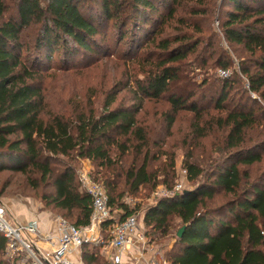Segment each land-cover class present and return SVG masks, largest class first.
<instances>
[{"label": "trees", "instance_id": "16d2710c", "mask_svg": "<svg viewBox=\"0 0 264 264\" xmlns=\"http://www.w3.org/2000/svg\"><path fill=\"white\" fill-rule=\"evenodd\" d=\"M225 1L233 9L225 10ZM94 4L100 12H95ZM14 10L0 22V169L20 170L29 179L33 169L43 182L52 179L51 202L74 220L68 221L81 227L90 222L92 197L71 165L60 169L51 162L59 156L87 159L100 167L93 176L105 186L111 207L122 210L120 218L137 212L123 201L124 196L137 193L158 177L149 170L151 131L138 120L140 106L112 108L114 94L98 114L81 108L51 112L37 77L39 70L23 55L32 49L24 42L23 31L33 24H38L33 48L46 49L49 59L58 48H69V40L74 43L72 50L94 52L107 21L119 29L128 27L118 37L128 35L131 49L139 51L149 42L156 48L144 57L143 63H149L144 76L134 79L135 98L166 96L171 106L165 115L168 127L180 110L192 111L197 123L205 124L195 125L198 135H205L213 124L204 118L206 108L201 103H213L223 113L217 123L223 132L220 150L227 155L215 160L206 173L189 151L183 160L188 180L195 183L207 178L186 194L175 191L150 206L145 222L161 236L171 232L174 217L186 226L176 242L178 251L169 256L170 264H264V187L243 182L239 167L231 163L235 157H241L244 164L262 159L264 0H15ZM5 12V0H0V15ZM213 19L220 23L224 38L242 46L248 56L239 59V70L232 74H210L197 80L191 75L196 69L228 72L233 64L227 52L214 48ZM166 27L177 30L176 34L162 36ZM189 57L192 61L185 62ZM243 77L246 82L237 87ZM130 151L134 160L128 164L125 157ZM136 155H142L140 162ZM167 171L162 169V174ZM216 188L232 199L211 207L208 201ZM6 243L0 233V264H6ZM85 253L86 264H100L95 252Z\"/></svg>", "mask_w": 264, "mask_h": 264}, {"label": "rangeland", "instance_id": "374dc122", "mask_svg": "<svg viewBox=\"0 0 264 264\" xmlns=\"http://www.w3.org/2000/svg\"><path fill=\"white\" fill-rule=\"evenodd\" d=\"M221 1L223 0H219L220 3ZM5 5L6 12L4 15H0V22L7 19L9 14L15 11V0H5ZM224 7L225 10L233 9V5L227 1H225ZM93 9L95 12L96 9L100 12L98 4H94ZM163 12H165V9H163ZM211 26L213 32H216L214 48L227 52L233 60V64L228 71L229 74H232L235 70H239V59L248 56V53L242 46L230 44L224 38L220 23L216 19L211 21ZM155 27H151V30ZM126 28L119 29L111 21H107L96 39L99 46L94 49V52H87L82 49L72 50L74 43L69 40L67 42L69 48H58L49 59V53L46 49L37 51L33 48L38 37V24H33L23 31L24 42L26 41L28 45H31L29 48H32L28 53L23 51V55H27L26 57L30 59L35 69L39 70V76L37 77L43 83V93L47 107L51 112L57 113L65 109L77 110L81 108L86 112L92 109L98 114L101 112L105 100L114 94L116 95V101L112 104V108L119 104L131 108L140 106L136 113L138 120L150 127L151 131L149 170L153 174H158V177L156 182L152 181L150 184L141 186L137 193H126L124 196L123 201L129 208L136 209L140 215V230L145 234L146 240V244L140 245L142 248L139 252L140 257L134 255L136 251L129 249L125 260L128 264H150L152 262L164 264V261H168V264H170V254L178 251L176 242L178 239L177 233L182 227L180 219L174 217L171 232L168 235L161 236L160 232L157 233L151 226L147 225L144 215L148 208L159 200L169 197L175 191L180 192L191 189L195 187L194 185L203 183L207 178L200 177L195 183L188 180L187 173L183 168V160L189 151L194 153L192 160L200 163L206 173L210 172L212 167L215 166V160L227 157L226 153L220 150L222 148L223 132L217 123L218 116L223 113L215 110L213 103H201L203 108H206L205 112H207H204V118L213 122L211 125L212 130L209 127L205 131V135H198L195 128L196 124L205 125L204 121L197 123L193 112L189 110H180L175 115L174 123L168 127V118L165 115L169 113L171 106L167 97L164 96L158 100L149 98L139 100L135 98L133 92L136 87L134 79L143 77L145 74L143 70L149 67V63H143L144 57L148 58V53L155 51L156 48L149 42L139 51L137 47L131 49V40L128 35H125L123 39L118 37L121 30L123 32L128 31L129 28ZM136 29L138 32H142L140 27L137 28L136 26ZM176 32L177 30L166 27L162 36L165 34L174 35ZM151 34L152 32L150 37ZM203 35L208 36L207 33ZM187 60L185 61L187 63L192 61L190 57ZM212 60L210 63L213 62ZM208 71L207 73L206 69H196L191 75L197 80H202L210 74H221V70L218 68L215 70L210 68ZM243 82H246L244 77L236 86H242ZM252 96L257 95L253 93ZM250 104L253 103L250 102ZM212 116L215 117L211 118ZM217 143L218 146L216 147ZM259 152L262 154V159L259 162L244 164L241 157H235L231 163H235L239 167L243 182L255 183L264 187V149ZM132 154L133 152L130 151L125 157L128 164L134 160ZM136 156L138 162H140L142 155ZM171 160H174V167ZM51 164L60 169L66 165H71L78 176L82 169L90 171L93 175H98L100 170L97 163L83 158L59 156ZM164 168L168 170L167 175L162 174ZM179 185L181 186L180 191L177 189ZM54 193L53 180L43 182L40 173L33 169H31L30 179L27 174L20 170L0 169V199L14 218L22 220L31 217L46 219L47 217L53 218L60 215L74 222L68 216L67 211L55 207L51 202ZM230 199H232L231 194L216 188L215 196L208 201V204L211 207L220 206V204L222 205ZM114 210L117 216L122 214V210ZM103 250L104 245L96 243L87 245L83 249V254L86 255L85 251L95 252L100 264H106Z\"/></svg>", "mask_w": 264, "mask_h": 264}, {"label": "built area", "instance_id": "2783aa9c", "mask_svg": "<svg viewBox=\"0 0 264 264\" xmlns=\"http://www.w3.org/2000/svg\"><path fill=\"white\" fill-rule=\"evenodd\" d=\"M220 73L228 74L224 70ZM79 173L83 189L92 197L90 222L86 226H77L60 215L47 219L53 225L51 228L40 218H14L0 199V233L7 242L6 264H86L83 249L96 243L104 245L108 264H128L125 257L129 249L139 256L140 245L146 244L140 230V215L135 212L124 218L117 216L103 183L88 170ZM180 188L179 185L178 191Z\"/></svg>", "mask_w": 264, "mask_h": 264}, {"label": "crops", "instance_id": "0c3cea01", "mask_svg": "<svg viewBox=\"0 0 264 264\" xmlns=\"http://www.w3.org/2000/svg\"><path fill=\"white\" fill-rule=\"evenodd\" d=\"M34 218H36V217H31V218H29V219H25V220H31V219H34ZM49 217H47L46 219L45 218H40L44 223H47L48 224V227L49 228H51V227H53V225L52 224H50V221L48 222L47 221V219H48ZM19 219V218H18Z\"/></svg>", "mask_w": 264, "mask_h": 264}, {"label": "water", "instance_id": "95a60500", "mask_svg": "<svg viewBox=\"0 0 264 264\" xmlns=\"http://www.w3.org/2000/svg\"><path fill=\"white\" fill-rule=\"evenodd\" d=\"M189 192V190H184V193L186 194V193H188ZM185 227L186 226H182L180 229H179V231H178V233H177V235L179 236V237H181L182 235H183V232H184V230H185Z\"/></svg>", "mask_w": 264, "mask_h": 264}]
</instances>
